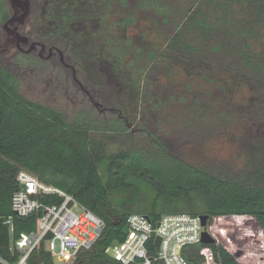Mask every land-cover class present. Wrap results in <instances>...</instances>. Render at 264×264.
<instances>
[{
    "label": "trees",
    "instance_id": "obj_1",
    "mask_svg": "<svg viewBox=\"0 0 264 264\" xmlns=\"http://www.w3.org/2000/svg\"><path fill=\"white\" fill-rule=\"evenodd\" d=\"M159 6L168 10L164 12L167 16L172 13L167 5ZM181 16L174 36L167 40L166 53L180 57L183 46V54L187 48L201 61V46L220 35L211 48L219 57L218 65L238 60L256 79H264V0H189ZM19 90V81L0 69V257L7 262L13 263L18 254L9 250L4 221L12 217L14 238L36 229V215L19 218L11 212L21 169L73 196L103 221L98 240L73 264H121L105 251L123 242L122 229L132 214L146 215L153 222L165 214L207 215L211 232L216 219L246 217L264 232V161L245 175L227 177L173 157L156 139V152L119 149L110 153L107 137L128 133L121 120L105 122L90 113L68 124L60 112L25 100ZM123 193L127 196L117 199ZM141 195L145 197L141 199ZM209 248L218 264H242L218 242ZM199 249L195 248L191 264L201 263ZM30 262L55 264L42 248Z\"/></svg>",
    "mask_w": 264,
    "mask_h": 264
},
{
    "label": "rangeland",
    "instance_id": "obj_2",
    "mask_svg": "<svg viewBox=\"0 0 264 264\" xmlns=\"http://www.w3.org/2000/svg\"><path fill=\"white\" fill-rule=\"evenodd\" d=\"M105 1L104 5L115 11L110 13L104 8L100 11L101 19L95 29L99 33L92 36L91 50L102 51L105 40L111 41L115 48L129 50L124 55L123 62L127 65L123 66V73L115 77L119 86L89 71L84 45L70 44L68 49L70 55L75 53L81 58L75 59L79 63L75 66L77 79L85 85L84 76L87 85L93 86L95 92L90 93L101 105L99 111L107 105L126 114L128 124L126 120L122 123L128 133L109 135L107 151L156 152L150 133L173 157L222 176L245 175L264 161V79H256L238 60L235 64L227 61L218 65L219 57L211 53V48L220 35L207 46L199 45L204 51V55L200 53L201 61L195 60L199 55L188 53L187 48L183 54V46L180 57L174 58L165 51L167 40L175 34V25L182 22L180 14L185 13L189 0ZM159 5H167L172 13L167 16L164 12L168 10ZM118 21L123 25L119 29ZM181 40L178 39L177 47ZM60 45L63 46L62 42ZM59 70L58 81L49 87L35 75L17 77L20 95L60 112L68 124L90 113L103 120L81 91L71 87L65 93L62 68ZM106 117L117 120L116 115L109 113ZM125 196L123 193L117 199ZM213 225V238L235 254L240 263L264 264V232L252 219L220 218Z\"/></svg>",
    "mask_w": 264,
    "mask_h": 264
},
{
    "label": "built area",
    "instance_id": "obj_3",
    "mask_svg": "<svg viewBox=\"0 0 264 264\" xmlns=\"http://www.w3.org/2000/svg\"><path fill=\"white\" fill-rule=\"evenodd\" d=\"M16 185L11 212L19 218L36 215V229L14 238L12 217L7 218L4 225L10 236L9 250L17 253L18 258L9 263L0 257V264H31L32 255L41 248L55 264H73L100 237L103 221L73 196L42 183L23 169L17 172ZM51 198L54 202L49 203ZM201 216L165 214L153 222L146 215L132 214L126 222L123 242L112 244L105 253L121 264H191L195 248L200 247L197 252L202 258L200 264H218L209 246L201 244L204 232L213 237L210 219L203 227Z\"/></svg>",
    "mask_w": 264,
    "mask_h": 264
},
{
    "label": "flooded vegetation",
    "instance_id": "obj_4",
    "mask_svg": "<svg viewBox=\"0 0 264 264\" xmlns=\"http://www.w3.org/2000/svg\"><path fill=\"white\" fill-rule=\"evenodd\" d=\"M104 3L107 2L105 0H14L12 4L10 0H0V69L16 79L27 74L35 75L40 82L49 87L54 86L53 83L58 81L61 67L66 94L69 88H75V91H81L94 108L98 109L105 122L112 121L106 117L109 113L116 115L117 120H126L128 124L126 114L117 107L106 105L99 111L101 105L95 102L90 93L95 92L93 86L87 85L84 76L82 77L85 85L77 79L79 73L75 66L79 63L75 59L81 58L79 55L76 57L75 53L70 55L68 49L70 44L84 45L89 71L107 83L115 82L116 87L119 86L115 77L121 75L123 66L127 65L123 62V49L115 48L111 41L105 40V46L101 44L102 51L101 48L100 52L91 50L92 36H97L99 33L95 29L98 28L101 19L100 11L103 8L109 9L110 13L115 11ZM122 26L120 21L116 23L117 29ZM173 57H176L175 53ZM148 136L152 137L154 145L155 139L160 142L154 135L148 133ZM160 143L163 145L162 142Z\"/></svg>",
    "mask_w": 264,
    "mask_h": 264
},
{
    "label": "water",
    "instance_id": "obj_5",
    "mask_svg": "<svg viewBox=\"0 0 264 264\" xmlns=\"http://www.w3.org/2000/svg\"><path fill=\"white\" fill-rule=\"evenodd\" d=\"M11 3H14V0H10ZM201 221H202V226H206L207 222L209 223V217L207 215H202L201 216ZM127 224L122 229V235L125 237L127 235ZM159 240L156 241V245L158 246ZM216 243V240L211 237L208 233L204 232L201 236V244L203 246H211Z\"/></svg>",
    "mask_w": 264,
    "mask_h": 264
}]
</instances>
